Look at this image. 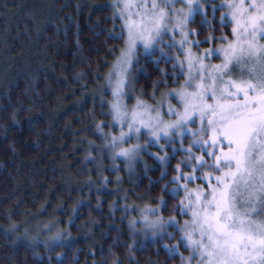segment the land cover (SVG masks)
<instances>
[{
    "label": "trees",
    "instance_id": "16d2710c",
    "mask_svg": "<svg viewBox=\"0 0 264 264\" xmlns=\"http://www.w3.org/2000/svg\"><path fill=\"white\" fill-rule=\"evenodd\" d=\"M112 1L0 0V264H170L191 258L178 228L172 236L143 241L150 234L140 215L146 208L155 217L151 204H159L167 216L187 219L178 210L184 191L154 193L164 191L176 159L189 154L182 160L189 161L183 149L197 152L193 135L153 143L165 145L169 157L157 145L155 153L144 150L129 165L108 153L107 133L116 131L110 130L106 85L125 39L112 35L119 36L122 25L110 18ZM220 10L192 20L203 47H219L226 43L219 37H231V22L221 23ZM208 36L217 39L204 43ZM163 64L150 57L135 76L151 101L177 86L167 80L176 69ZM99 85L105 88L101 99ZM157 157H165L166 165ZM176 239L178 252L170 254L165 245Z\"/></svg>",
    "mask_w": 264,
    "mask_h": 264
},
{
    "label": "snow or ice",
    "instance_id": "6c2138e0",
    "mask_svg": "<svg viewBox=\"0 0 264 264\" xmlns=\"http://www.w3.org/2000/svg\"><path fill=\"white\" fill-rule=\"evenodd\" d=\"M179 3L186 8H177ZM208 6L213 16L220 8H227L228 12L220 17L221 23L231 22L236 26L231 29V41L227 36L219 37L226 41V46L204 49L203 54L197 55L184 45L194 43L199 47L201 43L189 41V32L185 31L189 20L202 12L199 0H113L112 7L116 11L110 18L121 19L122 25L121 34L112 35L122 39L126 30L127 41L109 74L110 81L116 77L110 113L115 117L114 123L121 126L120 136L111 140L113 144L117 140L123 142L125 138L138 135L141 129L151 134L153 142L169 138L170 133L198 137L194 144L208 159L204 155L196 156L191 148L183 149L197 164L186 165L193 169L187 175L177 165L178 175L171 181L177 185L171 192L175 195L183 189L186 197V201H180L178 210L192 217L191 221L184 222L183 228H179L175 218H170L169 222L179 228L183 233L181 242L194 253L188 264L191 259H197L198 264H264V219L256 218L264 214V43H261L264 41V0H232ZM203 23L211 25L207 18ZM175 29H179L182 37L179 41L174 39ZM165 35L173 36L170 48H181L189 72L183 87L168 93L182 107L177 110L169 105L167 114L177 117L170 122L164 121L158 107L137 99L136 106L128 109L121 99L136 45L139 43L146 54L151 55L149 50L154 51V45L162 43ZM214 39L217 38L208 36L204 43ZM161 53L166 56L163 49ZM213 56L221 58L222 63L205 64L204 61ZM177 61L184 64L179 57ZM249 62L252 68L241 69L248 72L249 78L233 79L232 71ZM256 66L261 69L259 73ZM194 67L196 74L192 75ZM197 120L201 124L200 131L189 132L188 124ZM124 128L128 131L124 132ZM138 151L139 146H136L122 149L118 155L131 159ZM157 159L163 162L165 157ZM205 167L214 171L204 172ZM196 172L201 176H196ZM196 179H203L207 188L190 190L187 183L181 184L182 180L194 182ZM160 203L167 204L162 198ZM165 248L174 254L179 244L165 245Z\"/></svg>",
    "mask_w": 264,
    "mask_h": 264
},
{
    "label": "rangeland",
    "instance_id": "374dc122",
    "mask_svg": "<svg viewBox=\"0 0 264 264\" xmlns=\"http://www.w3.org/2000/svg\"><path fill=\"white\" fill-rule=\"evenodd\" d=\"M226 2H232V0H199L200 5L202 6V12L200 14H205L207 11H211L212 10L208 6L209 4L218 6V5L226 3ZM112 3H113V1H112ZM176 7L177 8H180V7H185L186 8V5H184L182 3H179V4L176 5ZM113 9H114V11H116L115 8H113ZM224 9L225 8H221V10H220L219 14L221 16H223V14H224ZM226 11L228 12L227 8H226ZM195 17L198 18L199 14H197ZM193 19L189 20L188 25L185 28V31L189 32V36H188V40L189 41H198L197 33L192 28V20ZM229 20H230V18H229ZM121 23H122V20H121ZM235 26L236 25L234 23H231V29H232V27H235ZM193 31L196 33L195 35L192 34ZM181 38L182 37L179 35V29H175L174 39L176 41H179V40H181ZM232 39H233V34L231 32V37L228 40L231 41ZM172 40H173V36L172 35L163 36L162 43L154 45V51L152 49L149 50V51L152 52L151 55L146 54L144 47L141 46L139 43L136 45V47L134 49V52L132 54V57H131V64L128 67V72H127V75H126V79H127L128 83L125 84V86L123 88L124 95L121 98L122 99V103L124 105H126L128 109H132V108H134L136 106L137 99L144 101L147 105H149L151 107H158L159 111H160V114H161V116H162V118L164 119L165 122H170V121H173V120L177 119V117L167 114V109H168L169 105L172 108H174V109L182 110V107L178 103L177 99L169 96L168 93L172 92L173 90H177V91L180 90L183 87V85L185 83V80H186V78L189 75L186 58L182 54L181 48L179 46L172 47V48L169 47V45L172 43ZM126 41H127V35H126V30H125V39H124V42H123V46L120 49L119 53L117 54V57L115 58L113 66L116 64L117 59L120 57L121 50L126 48ZM261 43H264V41H261ZM221 46H219V47H221ZM223 46H226V43L223 44ZM184 47L186 49L191 47V51L193 52V54H197V55L203 54V50L204 49L219 48V47L210 46V45H208L206 47H203L201 45L199 47H196L194 43L191 44V45L185 44ZM161 49H163V53L166 54V56L162 55ZM157 56H159V57H157ZM150 57L155 58L156 60L163 59L164 60V64L163 65H164V67H166L167 71H170V69H173V68L176 69L175 71L173 70V72H176V73L171 74V72H170V74L172 75V78H171V75H169V76H167V80L170 81V79H171V81L174 82L173 84L177 85V86L172 87V88L167 86L166 89L164 88V90H161L160 91L161 93L157 94V96H156V94H154V99L155 100H153V101H151L147 97H145L144 93L142 91H140V89L136 86V83H135L136 82L135 76H137V74H138L137 70L139 69L140 71H144V69H143L144 64H146V61H148V58H150ZM177 57H179V60L184 61L183 65L178 64ZM204 62H205V64L216 65L218 63L219 64L222 63V60L219 57L213 56L211 59L205 60ZM113 66H112V69H111L110 73L113 72ZM252 67H253V65L250 62L237 66V68L232 71V78L236 79V80L248 79L249 78L248 72L242 71L241 69L252 68ZM256 71H257V73H259L261 71L259 66H256ZM163 74H165V72H162V75ZM195 74H196V68L194 67L192 69V75H195ZM107 83L108 84L106 85V87H107L106 92H109V94H110V98H109V101H110L109 102V107H110V104L114 100L112 92L115 90L116 77L113 76L111 78V81H110L109 80V76H108V82ZM99 86H98V88L97 87L95 88L96 89L95 92H97V93L100 92L101 93V94L99 93V95L97 94L98 98L101 99L102 93L105 91V88L101 87V85H99ZM189 91H193V89H189ZM153 115H155V113H153ZM114 120H115V117L111 114V124H110L111 128H110V130H112V129L114 130L115 129L116 132L112 133L110 131L111 134L107 133V135H109L108 140H107V147L109 148V152L108 153H109V155L111 157L115 158L116 160L117 159H119V160H125L126 159V164L127 165L136 162L140 158V156L142 155V152L144 150H149V151H152L153 153H155V150L152 147H154L156 145H157L156 147L161 148V150L164 149L166 155L169 157L170 154H172V153L168 152V148L164 147L165 145H162V144L159 145V144H153V143L160 142L161 140H164V139H170L173 136L172 134H175L179 138L182 137L179 133H170L169 134V138H161L158 141L153 142L152 139H151V134L146 132L144 129H141L140 133L138 135H133L131 139L125 138L123 142H120L119 140H117L116 144H113L112 140H111V137H119L120 134H121V126H120V124L118 122L114 123ZM200 127H201V124H200L199 120H197L196 123H189L188 124V129H189V132L192 131L191 133H198L200 131ZM194 128H195V130H194ZM123 131L127 132L128 129L124 128ZM181 131H183V130H181ZM196 139H198V137L193 136V138H192V140L190 142V145H193L194 148L197 150V152H195V155L196 154H197L196 156L204 155L205 159H208L206 154L203 153V151L200 148L195 146L194 140H196ZM169 145H172V144H169ZM136 146H139V151L131 159L128 158V157H125V156L118 155L121 152L122 149H133ZM173 148H175V147L172 145V149ZM224 150L227 151V148H225ZM192 153H194V152H192ZM217 154H219V153H217ZM188 156H189V154H187V158H184V154H182L180 159H176L175 164H173V166H172V169H169L167 176H165L166 177V181L168 180L167 184H165L163 182L162 185H161V186H164V184H165L164 191L163 192L155 191L154 194H172L171 190L175 189L177 187V185H173V183L171 182L172 181V177L178 175V173L176 171V166L177 165H180V170L184 174L187 175V174L192 173L193 169L191 167H187L186 165L191 164L194 167L197 164V161L193 162L192 159H189V161H186V162L182 161V160H187ZM166 163H167V161L164 160L163 161V165H166ZM209 163H211V160H209ZM203 171L204 172H212L214 170L210 169L208 167H205ZM133 173H134V171L131 170L128 173V175L132 176ZM214 174L219 175V173H214ZM195 175L199 177V176H201V173L200 172H196ZM71 178H72L73 182L75 183V181H74L75 178L74 177H70L69 180ZM183 182L188 184V187H189L190 190L197 189V188H207V185H206V183H205V181L203 179H196L194 182H189V181L182 180L181 183H183ZM213 183H215V181H213ZM180 191H183V189H181ZM61 193L62 192L60 191V194ZM130 193H136V192L135 191H131ZM183 196H184L183 200L186 201L185 193L183 194ZM151 205L154 206V208H155L154 210L158 209V211H153V213H152L153 215H155V217L150 216L149 213L147 212L146 208L143 209V211L141 212V215H140L141 222L144 223V226H145L144 228L147 229L149 231V234H150V237L143 238L142 239L143 241H146V239H151V240L160 239L163 235H166V234H168L169 236L174 235L175 228H178V227L175 224H170L169 223L170 222V218H175V221L178 222L179 228H183L184 227V222L185 221H191V219H192L191 215L189 214V215H187L185 217L187 219L183 220L182 222L178 221V217L177 216H173V217L167 216L165 214V212L162 211L163 207L160 206L159 204H151ZM176 206H177V204H175V207ZM145 218H147V219H145ZM256 218L258 220L259 219H264V214H262L261 216H258ZM157 220H159L160 223H158V224L154 223ZM179 228H178V230H179ZM154 233H155V235H153ZM176 233H178V237L181 240V237H182L183 233L180 230L176 231ZM195 238L196 237H194V239ZM47 241L49 242L50 239L47 238L46 242ZM179 243L180 242H178V239L173 241V245H177ZM182 244H183L182 245L183 248L188 247L184 243H182ZM191 253H192L191 254V258H192L194 256V253H193V251ZM188 261H189V259L187 258L183 263L188 264ZM183 263L179 262V261H175V262L173 261L170 264H183ZM192 263L193 264H198V260L197 259H191V264Z\"/></svg>",
    "mask_w": 264,
    "mask_h": 264
}]
</instances>
